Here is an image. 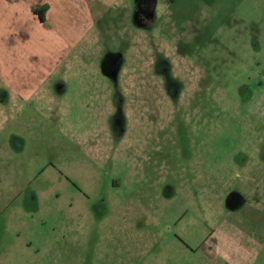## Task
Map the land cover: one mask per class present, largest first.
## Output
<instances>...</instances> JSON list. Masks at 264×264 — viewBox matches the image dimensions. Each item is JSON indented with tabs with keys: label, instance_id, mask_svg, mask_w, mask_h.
Wrapping results in <instances>:
<instances>
[{
	"label": "rangeland",
	"instance_id": "374dc122",
	"mask_svg": "<svg viewBox=\"0 0 264 264\" xmlns=\"http://www.w3.org/2000/svg\"><path fill=\"white\" fill-rule=\"evenodd\" d=\"M71 2L0 39V264H264V0Z\"/></svg>",
	"mask_w": 264,
	"mask_h": 264
},
{
	"label": "crops",
	"instance_id": "0c3cea01",
	"mask_svg": "<svg viewBox=\"0 0 264 264\" xmlns=\"http://www.w3.org/2000/svg\"><path fill=\"white\" fill-rule=\"evenodd\" d=\"M19 4L25 6L21 10L22 13H30L33 20L39 19L38 24H43L47 21L51 23V16L54 15L53 21L56 19L57 21L63 22L65 25L66 22L64 20L66 16L72 17L68 6L75 5V3L71 2V0H0V39L4 42L8 39L9 35L12 34V31L9 29V22H11L14 18V15L19 9ZM43 6H48V9L43 12L42 19L41 16L37 18L34 10H39ZM78 13L79 14L76 15L75 18H71L69 21L67 18L69 27L65 30L66 34L64 35L68 41L70 40V37H72L71 39L73 40L75 38L78 39V35H80L86 28L85 20L80 18L81 12ZM56 28L59 29L60 26Z\"/></svg>",
	"mask_w": 264,
	"mask_h": 264
},
{
	"label": "flooded vegetation",
	"instance_id": "af4514ba",
	"mask_svg": "<svg viewBox=\"0 0 264 264\" xmlns=\"http://www.w3.org/2000/svg\"><path fill=\"white\" fill-rule=\"evenodd\" d=\"M147 0H143V4L145 5L146 9H149L150 8V1H148L146 3ZM107 59H105V66L107 67L106 68V72L108 73H117V75H119V70H120V67L121 65H119L121 62H120V55H117V54H107L106 56Z\"/></svg>",
	"mask_w": 264,
	"mask_h": 264
},
{
	"label": "trees",
	"instance_id": "16d2710c",
	"mask_svg": "<svg viewBox=\"0 0 264 264\" xmlns=\"http://www.w3.org/2000/svg\"><path fill=\"white\" fill-rule=\"evenodd\" d=\"M47 9H48V6H43L39 10H34V13L38 14L39 16H41V19H42L43 12L46 11Z\"/></svg>",
	"mask_w": 264,
	"mask_h": 264
}]
</instances>
